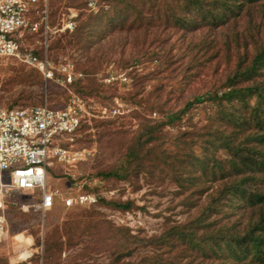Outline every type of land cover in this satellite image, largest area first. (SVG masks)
Returning <instances> with one entry per match:
<instances>
[{
    "label": "trees",
    "instance_id": "obj_1",
    "mask_svg": "<svg viewBox=\"0 0 264 264\" xmlns=\"http://www.w3.org/2000/svg\"><path fill=\"white\" fill-rule=\"evenodd\" d=\"M68 1L84 10L74 29L55 35L48 50L51 57L52 48L62 52L68 47L84 57L79 65L85 79L71 83L78 93H103L92 75L104 62L120 68L132 64L134 56L111 60L106 51L97 55L96 45L108 37L120 42V48L129 42L138 60L157 59L156 68L135 73L134 89L120 96L135 108L97 120L98 161L115 160L96 174L128 181L134 190L143 179L159 195L173 184L175 204L187 215L183 220L164 216L159 233H134L94 206L120 211L146 207L130 199L99 198L45 228L42 240L37 239L42 255L33 254L30 264H40V259L41 264H100L90 258L101 251L108 253L105 264H264V18L257 19L258 25L230 30L220 45L214 36L206 43L211 46L195 43L181 54L162 45L169 38L165 31L190 35L216 30L249 15L264 0H98L97 11H89L86 0ZM54 5L48 0L50 24L59 20ZM150 29L158 39L143 34ZM209 75L213 81L202 92L190 93L180 106L171 105L183 95L185 83ZM40 76L32 67L18 77L29 85L39 84ZM151 77L160 80L145 90L144 81ZM153 112L157 118L150 117ZM131 124L137 127L126 139L125 126ZM75 145L81 147L77 138ZM66 250L75 253L62 258ZM0 264L8 260L0 256Z\"/></svg>",
    "mask_w": 264,
    "mask_h": 264
},
{
    "label": "built area",
    "instance_id": "obj_2",
    "mask_svg": "<svg viewBox=\"0 0 264 264\" xmlns=\"http://www.w3.org/2000/svg\"><path fill=\"white\" fill-rule=\"evenodd\" d=\"M43 4V7L40 5ZM87 9L97 11L98 0H87ZM78 11L68 8L55 24L48 22V0H0V59L14 58L37 69L45 82L51 80L70 92L62 107L46 101L27 107H0V210L5 195L18 192L27 200L20 204L23 212L41 217L60 203L62 207H86L100 198L95 192L82 190L78 179L85 174L82 168L94 157L86 147H77L75 140L80 126L92 118L108 119L125 114L126 103L114 96L110 103H91L70 90L71 83L82 73L71 62L59 61L55 66L49 55V42L57 34L71 32ZM39 51V54L36 52ZM107 83H128L125 73H108ZM55 166H62L69 176L64 189L48 188L47 178ZM6 218L0 215V241L7 238ZM18 247L10 264H30L33 241L24 232L12 236ZM37 250V248H36Z\"/></svg>",
    "mask_w": 264,
    "mask_h": 264
},
{
    "label": "rangeland",
    "instance_id": "obj_3",
    "mask_svg": "<svg viewBox=\"0 0 264 264\" xmlns=\"http://www.w3.org/2000/svg\"><path fill=\"white\" fill-rule=\"evenodd\" d=\"M68 0H53V5L58 6V12H60L59 18L62 12L66 11L68 8H74L79 12H82L83 7L74 5L73 3H67ZM87 2V0H86ZM87 7V5H86ZM250 14L247 16H240L232 23L227 24L216 30L201 29L193 33L184 35L181 31H165V34H169V38L162 43L163 47L171 49V51H176L177 54H181L186 50L187 46L193 45L195 43H207L210 38L214 36L215 41L220 45L226 39V35L230 30H242L244 24L258 25L260 17L264 18V3L262 5H257L251 7ZM252 19L247 22L248 18ZM256 19V20H255ZM77 23V19H76ZM263 28V25L261 26ZM143 34L148 38L158 39L159 35L154 34V30H149L148 32H143ZM140 32V38L143 37ZM189 36V37H188ZM157 43V42H156ZM120 42L116 43V40L108 37L97 44V55L102 54L106 51L111 57V60L116 58H132V64L128 65L126 68L118 67L114 62H104L99 69L92 75L95 79V84L97 88L102 89L101 95H89L78 93L74 86H70V90L79 96L86 99L88 102L99 104V103H110L112 98L102 99L103 95L109 96V94L114 93L115 96L126 103V113H128L135 106L130 105L122 97L126 93L131 92L134 89L135 73L142 74L149 71H153L156 68L157 59L149 58L138 60L133 53L132 46L128 42L123 48L118 46ZM211 46L210 44H206ZM51 57L56 66L59 61L71 62L74 64L76 71L81 72V79H85V74L79 62L84 60L81 57L79 51H74L73 49L66 48L64 51H60L59 48H52ZM181 58V57H180ZM211 64L215 62L213 59L210 61ZM32 67L18 62L14 58L0 59V107H27L41 104L47 102L53 107H62L66 104L70 92L63 88L60 84L54 81L45 82L40 76L39 84H24L19 81V74L27 72ZM125 72L129 76L128 83H120L115 81L114 85L104 81V77L108 73H122ZM159 77L147 78L144 81L145 90H149L152 84H156L159 81ZM189 81V80H188ZM213 79L205 78L204 80L189 81L185 83V87L182 96L174 97L171 101L172 106H180L186 98L189 97L190 93L202 92L208 84H210ZM110 84V85H109ZM108 85V86H107ZM180 92V93H182ZM149 116V115H147ZM150 117L157 118L158 114L153 112ZM100 119L92 118L90 122H86L85 127L81 128L77 133V139H79V145L81 147H86L94 152V157L92 160L82 168V172H85L78 179V184L82 185V190L95 192L99 194L100 198L107 200H133L136 204L144 205L146 211H141L139 209H133L129 211H120L111 207H96L98 210L104 213L105 217L113 221L115 224L126 225L131 228L132 232H141L146 235L159 233L162 229L164 216H169L172 219L183 220L187 213L182 211V206L175 204L177 199L171 193L174 188L173 184H169L164 193L159 195V193H154L151 191L150 185L139 180L141 184L140 188L137 190L133 189L128 181L125 180H114V179H103L100 178L96 172L102 167L111 166L115 160V157L108 158L107 160L99 163L98 158L101 155V149L98 141V132L101 127L97 125ZM84 124V123H83ZM136 124L126 125L125 128L128 129L124 134V138L128 139L132 135V131L136 129ZM183 128V127H181ZM167 130L174 131L173 128L166 127ZM224 156V152H220ZM69 176L64 172L62 166H55L54 171H51L47 178V187L58 188L60 190L64 189L63 182L68 179ZM159 189V188H158ZM26 198L19 194L18 192H11L10 195H5L3 204L4 207L0 210V215L3 214L6 218V228L8 229L7 238L0 241V256L5 257L10 264V258L16 255L17 246L13 242L12 236L19 232H24L25 234H32L33 241L26 242L28 248H32L33 254L42 255V244L37 243V239L42 240L41 217L32 212H23L20 209V204L26 202ZM90 207H78L74 209H67L57 203L55 207L45 212L43 216V229L48 228L53 223H61L64 220L66 214L70 210L80 211L82 209H88ZM44 231V230H43ZM37 248V250H36ZM75 251L66 250L62 252V258L68 259L70 255L74 254ZM90 260L98 262L100 264H105L108 261V253L105 251L97 252L92 255ZM41 264V259L39 260Z\"/></svg>",
    "mask_w": 264,
    "mask_h": 264
}]
</instances>
